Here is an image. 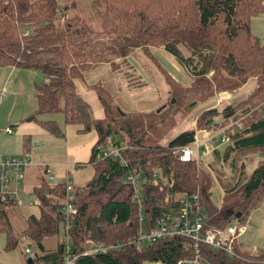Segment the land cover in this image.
I'll return each mask as SVG.
<instances>
[{
	"label": "trees",
	"instance_id": "1",
	"mask_svg": "<svg viewBox=\"0 0 264 264\" xmlns=\"http://www.w3.org/2000/svg\"><path fill=\"white\" fill-rule=\"evenodd\" d=\"M59 2L72 5L69 0H0V69L39 72L41 83L34 86L37 113H61L65 126H78L80 133L96 135L87 162L93 175L86 186L73 187L72 250H82L85 241L112 246L135 237L139 229L136 206L130 200L131 188L122 181L134 169L143 179L144 229L162 215L174 216L179 194L197 195L207 227L222 229L231 221L243 225L264 201V44L250 32L251 19L264 14V0H93L99 30L78 16L67 17L69 6ZM153 48H161L184 68L190 79L187 86L157 64L150 52ZM133 52H141L160 75L165 103L153 111L123 112L95 82L88 87L101 107L102 118H90L73 82L96 67H109L112 72L125 67V77L131 78L134 73L125 60ZM138 79L128 91L145 86ZM250 79L254 88L241 101L220 110H202L194 116L193 129L180 131L160 145L148 136L160 138L171 129L163 118L172 99L184 116L187 113L182 108L187 104L194 106L232 93ZM236 122L242 130L226 132L228 139L223 144L214 140L206 164L177 161L173 153L191 143L195 129L216 134ZM41 125L49 134H58L53 121ZM107 138L114 143L124 141L121 157L125 165L111 158L94 161L95 147ZM250 152L261 156V161L246 171L253 160L246 163L243 158ZM216 165H225L228 174ZM154 170L158 176L152 186L148 180ZM222 175L226 177L221 179ZM214 182L222 192L219 208L209 200ZM63 189L62 180L50 184L43 177L31 189L39 203L38 214L26 217L21 232L36 249L31 264L61 263V244L45 246L43 241L58 234ZM13 208L10 202H0V231L5 233L6 250L15 244L7 221V212ZM233 250L236 257L201 245L198 264H264V252L251 255L236 243ZM190 256L189 240L170 236L79 257L75 264H176Z\"/></svg>",
	"mask_w": 264,
	"mask_h": 264
},
{
	"label": "rangeland",
	"instance_id": "2",
	"mask_svg": "<svg viewBox=\"0 0 264 264\" xmlns=\"http://www.w3.org/2000/svg\"><path fill=\"white\" fill-rule=\"evenodd\" d=\"M69 1L72 4L70 6L69 4L59 2V4L70 7H68L66 12L67 17L78 16L93 30H99L93 0ZM250 32L264 44V14L251 19ZM150 52L157 64L176 82L183 86L189 84L190 79L188 74L176 62L173 56L164 52L161 48L150 49ZM184 55L186 54L184 53ZM125 63L133 70L134 75L131 78L125 77V67H120L115 72H112L109 67H96L85 71L82 74V79L73 82L75 93L88 106L90 118H102L101 107L95 94L88 87L95 82H99L109 92L115 105L123 110V112L153 111L165 103V86L160 75L145 56L141 52H133L127 56ZM136 78L141 83H144L145 86L141 91L130 95L127 92L128 86L135 83L134 80ZM41 80V75L37 71L16 68L0 69V91H5V98L0 103V155L14 159H20L25 155H29L30 162L34 165L23 169V180L20 187V199L23 201V205L7 212V221L11 229L10 234L15 242L12 249H5V233L0 231V264H26L27 259L32 256L25 254L24 250L29 249L32 254L36 252L33 244L27 238H24L21 232L25 228L26 217L30 215L37 216L38 214V207L27 206L25 204V199L31 196V188L38 184L40 177L44 178L43 167L37 165H55L62 173L63 166L67 165L69 167L70 181L74 186L79 188L86 186L93 175V170L90 166H74L72 163H69L71 159L67 155V149H69L70 144L67 143V140H64V138L67 139V135L63 115L61 113H37L34 86L40 84ZM253 86L254 82L250 79L243 87L224 97L216 95L214 98L196 103L194 106L191 103L187 104L184 108L189 107V105L191 106L186 109L182 108L183 112L187 113L184 116L180 112L181 106L175 105V101L172 99L171 104L167 106L163 118L166 123L169 122L171 124V129L160 138H156L154 134H149L148 136L160 145L180 131L193 129L194 116L202 110L210 107L220 110L224 106L237 103L247 95L246 92L248 90H252ZM45 121H53L55 123L58 129L57 135H51L43 128L41 123ZM217 121L219 122L220 120L218 119ZM157 127L159 128L160 126ZM5 128L10 129L11 134H4L2 131ZM197 131L195 129L194 133ZM218 152L220 158H222L223 147H220ZM251 158L253 163L251 162L252 164L247 167L246 171H250L256 162L261 161V156L255 153L252 154L251 152L244 155L243 161L247 163ZM206 160V156L202 157L199 164H206ZM217 168V170H221L224 174H228V169L225 165H219ZM224 177L222 175L221 179ZM55 178L54 181H56ZM221 196L220 186L214 182L209 196L211 205L219 208ZM229 225L236 226L238 224L235 221H231ZM243 225L245 226V232L235 242L237 247L251 255L263 253L264 201L256 210L248 215ZM61 235L62 230L59 227L56 237L44 240L43 243L45 246H53L55 242L60 243Z\"/></svg>",
	"mask_w": 264,
	"mask_h": 264
},
{
	"label": "built area",
	"instance_id": "3",
	"mask_svg": "<svg viewBox=\"0 0 264 264\" xmlns=\"http://www.w3.org/2000/svg\"><path fill=\"white\" fill-rule=\"evenodd\" d=\"M5 98V91H0V103ZM242 130V125L239 122L229 124L224 129H221L216 134H211L206 130H198L194 133L191 143L188 146L176 150L173 154L178 162L188 163L201 161L202 157L209 155L215 148L216 144H223L227 141L226 132L234 134ZM4 133L9 134L8 128H5ZM126 149L124 141L119 140L114 143L107 138L102 144L95 147L94 161H102L107 158L118 159L123 165L124 160L121 157L122 151ZM30 164V157L25 155L20 159L8 158L0 156V202H10L14 207H21L23 201L20 199L21 183L23 180V169ZM43 175L46 182L53 184L55 172L53 167L43 165ZM66 173L61 179L63 182V196L59 207V216L61 219L62 235L60 244L62 246V260L60 264H75L79 257L106 253L110 250H118L122 245L139 246L145 243H152L161 238L170 236H180L189 240V248L191 256L189 258H181L176 264H198V247L203 245L211 250L219 251L229 257H236L233 246L235 242L244 234L245 226L238 224L236 226H226L222 229L211 228L205 225V214L196 194L186 196L179 194L175 196V201H178V207L175 215H162L156 219L151 227L143 228L144 217L142 215V200L140 197V183L142 175L138 170H130L123 178V183L131 188L130 200L136 206L137 221L139 229L134 238L127 240L125 244H115L105 246L102 244H93L90 241H85L83 249L77 252L72 250L69 237L70 225L73 216L76 214V209L73 205V184L70 181L68 167L65 166ZM157 171H152L151 177L148 180L149 184L156 185ZM27 206H38L37 199L33 196L25 199ZM24 253L32 256L29 249H25Z\"/></svg>",
	"mask_w": 264,
	"mask_h": 264
},
{
	"label": "crops",
	"instance_id": "4",
	"mask_svg": "<svg viewBox=\"0 0 264 264\" xmlns=\"http://www.w3.org/2000/svg\"><path fill=\"white\" fill-rule=\"evenodd\" d=\"M142 88L127 91V92H129V94L132 95V94H135V93L141 91ZM253 88H254V86H253ZM250 91L251 90H248L246 93L248 94ZM225 95H227V94L222 95V97H224ZM65 130H66L67 139L64 138V140H67V143L70 144L69 149H67V151H68L67 155L71 159V161L69 163H72L74 166H76V165L77 166L87 165V162H88L89 156H90L91 148H92V146L96 140L95 133L94 132H88L85 134L80 133V128L78 126H68L67 125V126H65ZM9 131H10V129H9ZM2 132L4 133V131H2ZM4 134H7V133H4ZM9 134H11V133H9ZM29 166H34V165L32 162H30V164L27 167H29ZM37 166L41 167L43 165H37ZM50 166L53 167V170L55 172V177H56L55 179L60 181L63 178L64 174L66 173L65 166H67V165L63 166V173H62V171L57 169V167H55V165H50ZM74 187H76V186H74Z\"/></svg>",
	"mask_w": 264,
	"mask_h": 264
},
{
	"label": "water",
	"instance_id": "5",
	"mask_svg": "<svg viewBox=\"0 0 264 264\" xmlns=\"http://www.w3.org/2000/svg\"><path fill=\"white\" fill-rule=\"evenodd\" d=\"M190 106H191V105H189V107H190ZM189 107H186V108H189ZM186 108H184V109H186ZM238 217H239V215H238V214H235L234 219H237ZM26 264H31V260H30V258L27 259Z\"/></svg>",
	"mask_w": 264,
	"mask_h": 264
}]
</instances>
